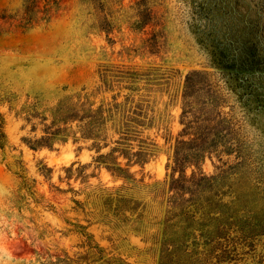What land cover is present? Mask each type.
<instances>
[{
  "label": "rangeland",
  "instance_id": "374dc122",
  "mask_svg": "<svg viewBox=\"0 0 264 264\" xmlns=\"http://www.w3.org/2000/svg\"><path fill=\"white\" fill-rule=\"evenodd\" d=\"M152 4L157 25L135 31L127 23L130 0H0V264H158L151 238L161 230L171 195L164 189L173 147L184 123L208 118L207 101L217 105L220 128L231 131L226 148L238 155L219 147L185 175L216 177L228 195L227 216L237 220L244 211L264 228V107L245 116L224 83L237 82L234 74L228 66L219 70L208 48L224 22L238 21L250 30L239 27L240 38L245 34L264 55V0ZM153 34L158 46L151 51L145 42ZM187 78L199 82L194 110L183 101ZM102 82L113 92L94 102L113 94L118 103L128 98L151 124L140 138L152 155L130 168L133 181L97 166L90 142L68 138L37 150L23 142L41 136L39 125L31 132L39 120L27 124L26 114L50 124L81 90L95 94ZM183 107L190 111L185 121ZM17 174L31 184L38 204L19 190ZM117 193L137 202L138 214L117 215ZM255 245L241 264H264V236Z\"/></svg>",
  "mask_w": 264,
  "mask_h": 264
},
{
  "label": "trees",
  "instance_id": "16d2710c",
  "mask_svg": "<svg viewBox=\"0 0 264 264\" xmlns=\"http://www.w3.org/2000/svg\"><path fill=\"white\" fill-rule=\"evenodd\" d=\"M127 10L130 12L127 23L132 30L142 31L157 25L152 0H130ZM212 23L216 28L218 21L214 24L211 20ZM245 24L224 22L208 48L219 70L226 72L224 67L228 66L234 74L237 82L224 83L248 116L264 107V55L256 43L245 38V34L240 38L239 27L247 28ZM156 36L153 34L145 42L151 51L158 46ZM198 83L186 79L183 101L189 100L188 110L195 109L190 101ZM102 85L104 89L97 87L95 94L81 90L74 103L53 114L50 124L45 123V118L26 114L23 120L27 124L39 120L37 125L31 126V132L39 125L41 136L34 141L23 139V142L32 150L51 148L54 142H65L68 138L74 142H90V149L96 154L93 162L97 166L104 167L116 178L133 181L130 168L134 165L142 167L152 155L150 145L140 138L141 130L151 124L141 105L133 104L128 98L118 103L117 94H113L110 100L102 98L98 103L94 102V96L113 92L105 83ZM206 105L209 106L208 118L193 116L191 122L184 123L173 147L171 176L164 189L171 195L167 198L161 230L151 238L153 256L157 257L158 264H241L255 250L256 240L264 236V228H256L246 212L243 211L237 220L227 216L228 195L224 188L218 189L225 186L218 185L216 177H206L201 172H192L189 177L185 175L187 167L199 170L205 156L210 157L219 147L224 155H238L237 148L235 150L231 145L226 148L232 141L229 138L231 131L220 128L223 119L217 112V105H210L208 101ZM186 108L183 107L181 121H185L190 113ZM201 124L206 127L200 128ZM184 136H188V140H183ZM103 149L108 151L101 153ZM119 159L125 163L122 165ZM66 172H71V167ZM176 173L179 175L175 178ZM17 177L19 190H24L38 204L31 184L22 175L17 174ZM138 210L137 202L117 193V215L125 217L129 213L133 216Z\"/></svg>",
  "mask_w": 264,
  "mask_h": 264
}]
</instances>
